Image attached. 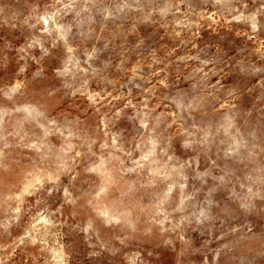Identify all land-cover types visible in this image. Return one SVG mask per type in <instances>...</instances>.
<instances>
[{"label": "rangeland", "instance_id": "rangeland-1", "mask_svg": "<svg viewBox=\"0 0 264 264\" xmlns=\"http://www.w3.org/2000/svg\"><path fill=\"white\" fill-rule=\"evenodd\" d=\"M0 264H264V0H0Z\"/></svg>", "mask_w": 264, "mask_h": 264}]
</instances>
